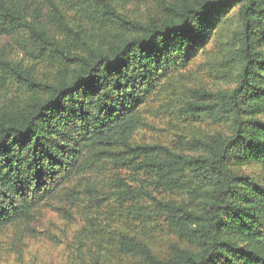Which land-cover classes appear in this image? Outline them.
<instances>
[{
  "label": "trees",
  "instance_id": "trees-1",
  "mask_svg": "<svg viewBox=\"0 0 264 264\" xmlns=\"http://www.w3.org/2000/svg\"><path fill=\"white\" fill-rule=\"evenodd\" d=\"M119 1L0 0V232L146 199L163 255L99 225L134 264H264V0Z\"/></svg>",
  "mask_w": 264,
  "mask_h": 264
},
{
  "label": "rangeland",
  "instance_id": "rangeland-1",
  "mask_svg": "<svg viewBox=\"0 0 264 264\" xmlns=\"http://www.w3.org/2000/svg\"><path fill=\"white\" fill-rule=\"evenodd\" d=\"M125 8L133 10L134 7L128 2ZM3 47H7L15 58L24 59L8 38L0 37V49ZM204 62L202 57L199 58L196 66L191 68L192 72L195 73L197 66ZM210 71L205 73L207 71L202 69L197 76L213 82V69ZM153 123V129L139 134V139L164 138V121L155 119ZM120 174L136 188L147 185L148 178L143 175L126 171H120ZM108 222H117L146 238L159 255H163L171 238L170 231L159 223L151 202L146 199L128 207L106 206L97 211L57 201L38 209L32 224H18L0 232V264H134L133 259L123 257L116 247L101 237L99 225Z\"/></svg>",
  "mask_w": 264,
  "mask_h": 264
}]
</instances>
